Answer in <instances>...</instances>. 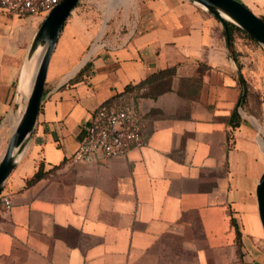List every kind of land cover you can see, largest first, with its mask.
<instances>
[{
	"label": "crops",
	"instance_id": "crops-1",
	"mask_svg": "<svg viewBox=\"0 0 264 264\" xmlns=\"http://www.w3.org/2000/svg\"><path fill=\"white\" fill-rule=\"evenodd\" d=\"M237 1L264 21V0ZM38 18L0 11V135ZM65 25L34 134L4 185L0 264H264L255 198L264 80L243 68L237 41L234 60L219 23L198 7L138 0L105 24L113 39L71 67L55 58ZM235 69L247 86L239 108ZM131 92L144 146L69 164L97 108Z\"/></svg>",
	"mask_w": 264,
	"mask_h": 264
},
{
	"label": "water",
	"instance_id": "water-1",
	"mask_svg": "<svg viewBox=\"0 0 264 264\" xmlns=\"http://www.w3.org/2000/svg\"><path fill=\"white\" fill-rule=\"evenodd\" d=\"M209 14L219 23L225 48L229 57L226 23H230L249 36L264 50V21L237 0H181ZM81 0H61L42 19L28 46L17 85L18 88L33 62L36 69L29 96L20 118L10 133L6 148L0 156V192L22 159L34 134L41 108L49 63L67 18ZM235 73L241 82L242 93L237 107L245 98L247 86L238 69ZM18 96V95H17ZM256 205L259 222L264 235V170L256 186Z\"/></svg>",
	"mask_w": 264,
	"mask_h": 264
},
{
	"label": "built area",
	"instance_id": "built-area-1",
	"mask_svg": "<svg viewBox=\"0 0 264 264\" xmlns=\"http://www.w3.org/2000/svg\"><path fill=\"white\" fill-rule=\"evenodd\" d=\"M61 0H0V11L13 17L41 16ZM131 92L116 102L101 104L86 129L85 139L68 157L69 164L89 162L95 157L111 159L125 157L144 146V120ZM11 200L0 196V213H8Z\"/></svg>",
	"mask_w": 264,
	"mask_h": 264
},
{
	"label": "rangeland",
	"instance_id": "rangeland-1",
	"mask_svg": "<svg viewBox=\"0 0 264 264\" xmlns=\"http://www.w3.org/2000/svg\"><path fill=\"white\" fill-rule=\"evenodd\" d=\"M112 1L114 0H81L72 11L70 17L67 18L62 39L55 53V58L57 60L67 59L71 61V67H73L83 61L89 49L94 44H97L98 48H100L102 44H106L107 41L113 39L105 35L106 27H104L103 32L100 33L103 24H106V26L109 25L113 22V18L126 15L127 10L131 14L138 0H126L124 4L119 5L114 10H109ZM46 14L47 13L38 16L39 18L36 19L35 25L37 28ZM119 26L121 27V25ZM126 32L124 27L123 30L119 31V36L124 35ZM236 41L240 52L243 54V59L241 60L243 61V68H248L253 74H259L264 80V50L257 43H252L240 33L236 34ZM117 44H120V41H117ZM75 56H77V59H73ZM16 101L17 104L13 111L12 118H9L8 122H6L0 135L1 154L6 148L11 133L13 118L21 112V105L24 104L23 100L18 101L17 99ZM4 193L5 188L0 192V196ZM256 242L259 246H262L264 251L263 234L261 235L260 241Z\"/></svg>",
	"mask_w": 264,
	"mask_h": 264
},
{
	"label": "bare ground",
	"instance_id": "bare-ground-1",
	"mask_svg": "<svg viewBox=\"0 0 264 264\" xmlns=\"http://www.w3.org/2000/svg\"><path fill=\"white\" fill-rule=\"evenodd\" d=\"M125 1L126 0H114V1H112L110 3V9L109 10H114L119 5L124 4ZM104 27H105V24H103L100 33L103 32ZM86 59H87V57L81 63H83ZM35 69H36V62H33V64L31 65V67L26 72L25 77L21 81L20 86L18 88V98L17 99H18V101H20V100H23L24 101V104L21 105V103H20V105H21V111L24 109L25 102H26V100H27V98L29 96L30 89H31V85H32V81H33V76H34V73H35ZM20 115H21V113H18V115L13 118L11 132L13 131L14 127L16 126L17 121L20 118ZM260 144L264 148V142H260Z\"/></svg>",
	"mask_w": 264,
	"mask_h": 264
},
{
	"label": "trees",
	"instance_id": "trees-1",
	"mask_svg": "<svg viewBox=\"0 0 264 264\" xmlns=\"http://www.w3.org/2000/svg\"><path fill=\"white\" fill-rule=\"evenodd\" d=\"M226 27H227V33H228L229 51H230L231 56L234 58V60H236V55H238V54L236 53V49H235L234 43L236 42V34L237 33H240L241 35H243L244 37L249 39L252 43H254V44H256V43L249 36H247L244 32H242L240 29H238L234 25H232L230 23H226ZM239 69H240V67H239ZM232 118L236 119V121H237L236 124H234L233 126H237L239 124L238 114L234 112L232 114ZM42 176H43V174H42L41 168H40L38 170V172L34 175V177L32 178V180L30 182L33 183V182L37 181L39 178H41ZM235 229H236V238H237V241L239 243L241 235H240V232L237 229V227H235Z\"/></svg>",
	"mask_w": 264,
	"mask_h": 264
}]
</instances>
